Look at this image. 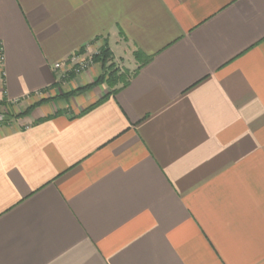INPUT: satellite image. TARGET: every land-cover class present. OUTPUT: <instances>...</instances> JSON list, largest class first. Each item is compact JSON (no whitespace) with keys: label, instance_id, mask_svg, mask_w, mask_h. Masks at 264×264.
Segmentation results:
<instances>
[{"label":"crops","instance_id":"1","mask_svg":"<svg viewBox=\"0 0 264 264\" xmlns=\"http://www.w3.org/2000/svg\"><path fill=\"white\" fill-rule=\"evenodd\" d=\"M0 114V264H264V0H0Z\"/></svg>","mask_w":264,"mask_h":264},{"label":"trees","instance_id":"2","mask_svg":"<svg viewBox=\"0 0 264 264\" xmlns=\"http://www.w3.org/2000/svg\"><path fill=\"white\" fill-rule=\"evenodd\" d=\"M142 55L143 60H142V64L147 63L151 57L144 55L143 53H139L137 54V56L140 58V56ZM111 59V51L110 48L108 46H104L100 52L98 54L95 55L94 60L95 62H100L103 67H104V72L103 74L93 83V84H89L86 85L84 87H81L79 89H76L70 93H67L65 95H75L78 94L82 91H85L86 89H90L91 87H93L94 85L100 84V83H107L113 90L109 93H107L106 95H104L102 98H100L96 103L92 104L90 107H88L87 109H90L92 107H94L95 105L99 104L100 102H102L104 99H106L110 94H113L117 89L116 88L117 85H119L120 83L123 84V86L128 84V79H129V73L127 74V72H120L119 68H114L113 64H109L108 61ZM36 105H32L29 108H27L25 111H23L22 113L18 114L19 116H23V115H27L30 114L31 111L35 108Z\"/></svg>","mask_w":264,"mask_h":264},{"label":"built area","instance_id":"3","mask_svg":"<svg viewBox=\"0 0 264 264\" xmlns=\"http://www.w3.org/2000/svg\"><path fill=\"white\" fill-rule=\"evenodd\" d=\"M98 53V51L93 53L89 52L88 48H85L72 54L67 60L57 62L54 65V68L56 70H63L64 68H68L73 72V74H80L94 65V56Z\"/></svg>","mask_w":264,"mask_h":264},{"label":"water","instance_id":"4","mask_svg":"<svg viewBox=\"0 0 264 264\" xmlns=\"http://www.w3.org/2000/svg\"><path fill=\"white\" fill-rule=\"evenodd\" d=\"M5 119V116L0 114V121L4 120Z\"/></svg>","mask_w":264,"mask_h":264},{"label":"rangeland","instance_id":"5","mask_svg":"<svg viewBox=\"0 0 264 264\" xmlns=\"http://www.w3.org/2000/svg\"><path fill=\"white\" fill-rule=\"evenodd\" d=\"M98 52H100V51H98ZM95 57V56H94ZM126 64L125 65H128V61H126L125 62ZM124 72H126L125 70H124ZM129 72L127 71V74H128Z\"/></svg>","mask_w":264,"mask_h":264}]
</instances>
